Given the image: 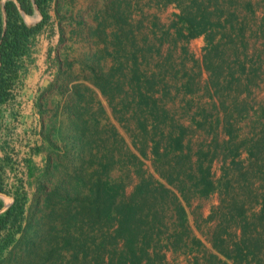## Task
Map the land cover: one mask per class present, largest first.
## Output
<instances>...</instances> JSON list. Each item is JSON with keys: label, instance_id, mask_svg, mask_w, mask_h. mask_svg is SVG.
<instances>
[{"label": "rangeland", "instance_id": "obj_1", "mask_svg": "<svg viewBox=\"0 0 264 264\" xmlns=\"http://www.w3.org/2000/svg\"><path fill=\"white\" fill-rule=\"evenodd\" d=\"M201 1L51 0L0 105V214L24 203L0 230V264H264V0L247 56ZM106 183L112 208L96 212ZM126 205L141 210L135 254Z\"/></svg>", "mask_w": 264, "mask_h": 264}, {"label": "trees", "instance_id": "obj_2", "mask_svg": "<svg viewBox=\"0 0 264 264\" xmlns=\"http://www.w3.org/2000/svg\"><path fill=\"white\" fill-rule=\"evenodd\" d=\"M51 0H6L4 8L6 11V25L3 26L0 30V105L6 102L12 95V91L15 85L20 80V71L24 68V58L29 54L32 39L35 37L43 28L45 22L49 19L48 9L50 7ZM206 0L201 1L202 18L207 19V22L211 21L212 18L218 19L220 26L227 32L228 37L232 40L237 38L238 44L235 43V53H240L241 48L243 52L246 49V39L249 19L248 17H256L257 9L253 0H230L229 5L225 8L223 14H216L215 11H209L208 7L205 6ZM38 8L43 18L40 22L35 25L27 24L22 18V11L27 14H33ZM242 8L247 11L244 15ZM219 12V13H222ZM249 15V16H248ZM189 23L188 30L194 34L195 23L192 20L185 19ZM222 21V22H220ZM192 28V29H191ZM199 33V32H197ZM241 65L245 68V63L242 62ZM241 80V79H239ZM177 147L175 149L181 150L183 148V142L178 139ZM1 185V184H0ZM106 192L104 195L106 199L103 203V206L98 203L93 209L96 212H110L113 202V196L110 194V188H108V183L105 184ZM165 188V184H161ZM167 192H170L173 195V201L176 205V211L180 215L181 221L186 219V209L183 204L182 198L172 191L170 188H165ZM205 194L210 193L215 189L214 182L212 180H205ZM102 189H99V198L102 199ZM96 204V203H95ZM102 204V203H101ZM100 206L102 208H100ZM3 207V201L0 199V209ZM141 209V208H140ZM141 210L138 209V206L126 205L125 208H121L120 214L122 219L120 221V231L124 232V235H127L130 243V250L136 253V249L131 244L133 239L136 236L134 234L135 230L139 232V226L134 225V217L137 213H140ZM24 214V203L21 202V199L16 196L12 205L9 208L0 214V230L5 229L8 224L12 223L13 225L20 222L21 216ZM132 217V218H131ZM131 218V219H130ZM138 222V221H137ZM152 225L160 223L159 219L153 218L150 221ZM148 222V223H150ZM144 223V221H143ZM9 243V242H8ZM7 243V244H8ZM1 255V249H0Z\"/></svg>", "mask_w": 264, "mask_h": 264}, {"label": "crops", "instance_id": "obj_3", "mask_svg": "<svg viewBox=\"0 0 264 264\" xmlns=\"http://www.w3.org/2000/svg\"><path fill=\"white\" fill-rule=\"evenodd\" d=\"M22 13H23V11H22Z\"/></svg>", "mask_w": 264, "mask_h": 264}]
</instances>
